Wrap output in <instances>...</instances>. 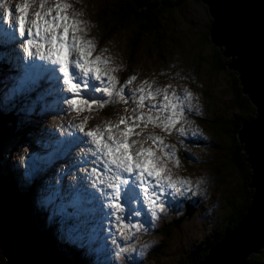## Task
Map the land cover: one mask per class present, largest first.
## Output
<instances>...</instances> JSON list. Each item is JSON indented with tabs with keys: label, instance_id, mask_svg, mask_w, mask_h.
<instances>
[{
	"label": "rangeland",
	"instance_id": "obj_1",
	"mask_svg": "<svg viewBox=\"0 0 264 264\" xmlns=\"http://www.w3.org/2000/svg\"><path fill=\"white\" fill-rule=\"evenodd\" d=\"M127 1L59 0L67 5L64 14L78 21L76 35L93 45L90 58L95 61L99 57L105 62V83L109 76L114 77L116 88H123L125 94L123 100L115 94L103 97V106L81 105L77 111V106L68 108L63 103L67 88L62 87L58 66L47 58L50 46L44 39L43 24L37 33L31 23L38 13L50 21L57 14L58 0H29L25 30L33 33L28 37L31 45L27 40L21 43L20 14L15 12L25 0H0V28L11 33L5 35L8 42L2 41L1 36L0 42L9 45L3 54L16 72L0 78V114L15 110L20 119L19 125H7L0 150V208L13 207L23 195L29 202L24 206L25 217L40 242L49 247L47 251L39 243L38 249L24 233L17 232L8 240L0 238V264H191L194 251L206 241L208 246L216 243L228 218L243 203L240 174L230 163L229 140L218 137L199 121L226 122L236 115L230 76L211 71L212 49L200 45L202 28L209 24L204 7L187 0L172 16L158 18L157 34L144 36L135 45V27L119 26L114 19L115 11ZM8 9L14 11L11 17L3 15ZM42 44L45 46L39 47ZM27 52L34 73L50 74L48 95L41 92L34 97L35 74L23 70V76L19 75L22 69H18L28 66ZM78 56L72 52L70 62ZM140 88L145 95L159 90L155 98L144 101V108L135 102L141 95L137 91ZM174 94L184 98L183 119L165 129L171 111H149L147 106L162 105L165 95L171 100ZM141 112L145 119L134 121L132 117ZM148 116L153 117L151 122ZM121 117L125 118L124 123L120 122ZM81 126L84 132L102 131L105 138L108 128L119 139H125L121 133L127 134L131 153L151 150L153 167L162 169L159 178L164 183H174L179 192L164 196L162 208L154 207L145 198L142 204L133 205L140 208L139 216L120 222L105 218L91 193L93 186L101 187L99 178L105 181L103 187L107 186L109 174L93 171L90 149L95 150V145L80 142ZM75 137L79 142L73 145ZM66 141L67 151L61 152L59 144L62 143L63 151ZM162 146H166V151L160 150ZM86 159L90 160L88 164L83 163ZM36 162L40 165L32 164ZM100 163L96 161V169ZM42 168L46 172L43 178L37 174L38 181L35 175ZM6 171L10 172V181L6 180ZM13 180L15 184L9 185ZM61 194L65 196L60 199ZM190 209H195L191 216L187 215ZM176 221H181L179 227H174ZM166 231L170 233L166 235ZM31 247H36L37 257L31 256Z\"/></svg>",
	"mask_w": 264,
	"mask_h": 264
},
{
	"label": "snow or ice",
	"instance_id": "obj_2",
	"mask_svg": "<svg viewBox=\"0 0 264 264\" xmlns=\"http://www.w3.org/2000/svg\"><path fill=\"white\" fill-rule=\"evenodd\" d=\"M29 0H25L18 10L20 15L18 17L20 31L19 34L24 40H27L28 45L32 44V40L28 39L33 35L31 30H25V18L29 9ZM43 7V5H41ZM67 5L59 3L56 4L57 14L49 21L47 18H41L37 14V19L32 20L31 23L36 27L37 33L41 31V23L43 24L42 31L44 39L49 49L47 58L51 60L54 66H58L59 73L62 74L63 86L67 88V94L63 97V103L72 108L77 106L76 110L79 111L78 106L86 105L91 107L94 104L103 106V97H111L119 94L121 99H124L123 88H116L117 81L114 77L109 76L107 83H105L102 76V65L105 63L99 57L93 61L91 52L93 45L90 41H82L76 35L79 31L78 21L70 19L69 16L64 14V9ZM13 10L8 9L3 15L11 17ZM62 30V31H61ZM50 37V38H49ZM219 38L223 43H228L230 47L242 40L243 33L242 27L238 26L237 32L233 36H227L223 31L220 32ZM45 45H39L44 47ZM72 52L79 54L78 58L70 62L69 56ZM44 57V53H38ZM42 70V69H40ZM132 77L131 80H134ZM128 81V83L131 82ZM141 95L138 101V107L144 108V101L146 99L155 98L159 94V90L148 92L146 95L144 89H137ZM96 93H100L101 97H97ZM190 98V94H186ZM165 103L162 105H148L149 111L154 108H161L163 110H170L171 117L167 119L164 124L165 129H171L180 120L183 119V101L184 98L176 96L175 94L170 98L168 95L164 96ZM126 102V101H125ZM135 111V110H134ZM134 121L145 119V114L141 112L139 115L132 117ZM148 121L151 122L153 117L148 116ZM120 122L124 123L125 118L121 117ZM109 135L105 138L104 133L99 130L84 132L81 126L80 132L83 133L80 138L81 143H90L95 145V150L92 151L91 162L95 165L96 161H101L99 169L93 168V171H101L109 174V182L106 187L103 179L99 180L101 186L97 189L93 186L91 195L98 202L99 208L103 212L105 218L113 217L117 222L127 220L132 216L140 215V208L133 207L136 204H142L146 198L154 207H163L162 198L166 195H174L179 192V189L172 182L164 183L161 180L160 172L162 169L153 167L154 161L151 159L153 153L151 150H141L136 153H131L129 148L131 144L127 139V134L121 133L125 139H119L113 134L112 128L106 130ZM184 129H180L183 133ZM131 132V128H129ZM260 136L264 141V121L261 122ZM255 135V129H246L242 136L248 138ZM162 143V142H161ZM161 151H166V146L160 147ZM99 153V155H97ZM171 157L172 154L168 153ZM84 164H88L89 160H84ZM155 178V179H153ZM87 179V177H85ZM183 183V181L181 182ZM171 189L172 191H167ZM156 212H152L155 216Z\"/></svg>",
	"mask_w": 264,
	"mask_h": 264
},
{
	"label": "water",
	"instance_id": "obj_3",
	"mask_svg": "<svg viewBox=\"0 0 264 264\" xmlns=\"http://www.w3.org/2000/svg\"><path fill=\"white\" fill-rule=\"evenodd\" d=\"M152 0H136L137 7L147 8ZM213 21L210 31L211 44L223 50L230 60L228 69L237 74L243 94L256 109L255 117L243 124L238 141L251 170L249 188L253 190L251 204L237 226L228 231L223 240L213 247L200 264H254L249 260L264 251V141L260 136L264 121V0H200ZM238 26L243 38L232 47L223 43L219 34L223 31L233 36ZM255 135L244 138L249 128ZM7 123L0 117V150L5 141ZM195 209H190L191 216ZM6 215V216H4ZM15 221L16 224H12ZM181 221L175 222V227ZM23 234L21 219L0 210V238L8 240L16 233Z\"/></svg>",
	"mask_w": 264,
	"mask_h": 264
},
{
	"label": "trees",
	"instance_id": "obj_4",
	"mask_svg": "<svg viewBox=\"0 0 264 264\" xmlns=\"http://www.w3.org/2000/svg\"><path fill=\"white\" fill-rule=\"evenodd\" d=\"M187 0H152L148 3L147 8L140 10L136 5V0H129L125 3V5L118 10L115 11L116 18L114 19L117 21V24L120 26H124L128 24L130 27L137 30V36L135 38V45L143 38L144 36H153L157 34V30L159 29V24L157 23L158 18L165 17V15L172 16L175 12H177L178 8L184 4ZM199 3L200 0H194ZM204 7L206 13V20L209 23L208 26L205 25L202 28V35L200 38V45L201 46H208L212 49V61L211 63V71L214 73L222 72L226 73L231 78L230 88L232 90V94L234 97L232 107L236 111L235 117L230 121H211L205 119H200L199 121L206 125H208L213 131L216 132L218 137L225 136L229 140V152L231 156L230 163L235 171L239 172L240 174V181L242 185V199L243 203L240 206V209L236 210L231 214V216L227 220V224L224 227V231L221 235H217L219 237L216 243H212L208 246L207 241L204 244H201L191 256L192 262L191 264H200L209 254L210 250L215 247L219 242H221L228 231L234 229L240 220L246 214L248 207L251 204V197L253 195V190L249 188L250 185V178H251V170L246 160V156L243 153V146L238 141V132L242 128L243 124L250 121L255 117L256 109L251 103L250 99L243 94V89L240 86V80L237 74L233 71L228 69V64L230 60H227L223 55V50L217 48L211 44L210 40V31L212 26V19L209 15L208 9ZM5 47L0 45V77L7 73V62L6 58L4 57L5 54ZM4 53V54H3ZM202 60L204 58H201ZM44 83V82H43ZM105 113V112H102ZM101 113V114H102ZM18 113L14 111H9L5 116L4 121L7 125H19L20 119L17 115ZM206 121V122H205ZM210 123V124H209ZM8 176H6V180L12 179L10 172L6 171ZM5 180V177H3ZM15 184V181L8 182V184ZM12 186H10L11 188ZM13 190H16L15 187H12ZM23 195L19 197L17 203L12 207H7L3 209L5 212L21 219L23 233L29 238V243H36L39 246L40 240L36 236V231L34 227H32L27 220V215L25 217L24 214V206H28L29 202H25L23 199ZM175 227V226H174ZM166 231V235H168ZM42 247H46L47 251L49 247L47 245L41 244ZM61 247V246H60ZM41 248L40 246L38 249ZM53 249V248H52ZM36 247H31L30 254L31 256L37 257ZM56 250V248H55ZM73 254L72 251H69V254ZM75 255V254H73ZM76 255H79L76 253ZM251 263L254 264H264V251L260 255H254L249 260Z\"/></svg>",
	"mask_w": 264,
	"mask_h": 264
},
{
	"label": "bare ground",
	"instance_id": "obj_5",
	"mask_svg": "<svg viewBox=\"0 0 264 264\" xmlns=\"http://www.w3.org/2000/svg\"><path fill=\"white\" fill-rule=\"evenodd\" d=\"M20 74H22V73H20ZM1 78V77H0ZM18 115V114H17ZM0 117H2V118H5V116H3L2 114H0ZM91 131V130H90ZM77 136V135H76ZM76 139H78V137H75L72 141L74 142ZM65 144V143H64ZM66 148H67V145H65V148H64V150L63 151H65L66 150ZM101 178H99V180H100ZM89 201H90V199H88ZM94 210H91L90 212L91 213H93L94 215H95V212H93Z\"/></svg>",
	"mask_w": 264,
	"mask_h": 264
},
{
	"label": "flooded vegetation",
	"instance_id": "obj_6",
	"mask_svg": "<svg viewBox=\"0 0 264 264\" xmlns=\"http://www.w3.org/2000/svg\"><path fill=\"white\" fill-rule=\"evenodd\" d=\"M230 219V218H229Z\"/></svg>",
	"mask_w": 264,
	"mask_h": 264
}]
</instances>
